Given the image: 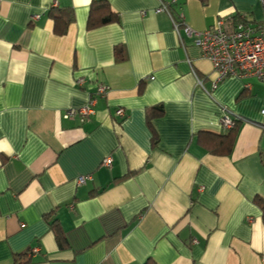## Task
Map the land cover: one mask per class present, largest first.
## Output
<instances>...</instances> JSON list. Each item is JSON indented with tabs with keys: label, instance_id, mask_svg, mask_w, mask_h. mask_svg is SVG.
Here are the masks:
<instances>
[{
	"label": "crops",
	"instance_id": "1",
	"mask_svg": "<svg viewBox=\"0 0 264 264\" xmlns=\"http://www.w3.org/2000/svg\"><path fill=\"white\" fill-rule=\"evenodd\" d=\"M92 1L0 0V264H264V82L213 85L184 33L258 1Z\"/></svg>",
	"mask_w": 264,
	"mask_h": 264
},
{
	"label": "built area",
	"instance_id": "2",
	"mask_svg": "<svg viewBox=\"0 0 264 264\" xmlns=\"http://www.w3.org/2000/svg\"><path fill=\"white\" fill-rule=\"evenodd\" d=\"M261 8V18L251 22L245 20L244 14H235L220 18L213 27L196 31L185 26L184 33L194 37V44L200 49L202 55L212 64L216 76L213 85L229 76L238 78L254 77L264 82V0H257ZM168 12L167 4L162 3L156 12ZM174 29L179 37V24L172 20ZM108 86L99 85L96 94L104 95ZM94 98L81 108H71L64 113V118H71L77 114L88 116L94 112ZM117 116L124 117L123 108L116 109ZM259 126L264 129V108L260 110ZM237 119V118H236ZM234 119L229 116L221 118V126L230 130L234 126ZM112 160L105 158L104 164L109 166ZM88 177H79L78 184H84ZM38 248L30 251L34 253Z\"/></svg>",
	"mask_w": 264,
	"mask_h": 264
},
{
	"label": "trees",
	"instance_id": "3",
	"mask_svg": "<svg viewBox=\"0 0 264 264\" xmlns=\"http://www.w3.org/2000/svg\"><path fill=\"white\" fill-rule=\"evenodd\" d=\"M200 1L204 3L206 0H200ZM244 16H245L244 18L246 21H249V22L253 21L250 19V17H251L250 14H246ZM55 18L57 20V16H55ZM71 20H72V17H70V19L68 21H66L65 25H67L68 22ZM116 20H117V16L115 13H113L111 11L110 6L106 2V0H93L91 2L90 8H89V17H88V21H87V25L89 28H93V27H96L99 25H104V24L111 23V22H116ZM116 55H117L116 56L117 59L123 58V54H122L121 50L118 53H116ZM157 109L159 110V112L162 111L160 107ZM154 110H155V107H152L149 110L150 111V113H148L149 118L155 115ZM255 200L262 210V220H264V199L257 197ZM51 227L54 229L58 243L62 246L65 245L66 242H65L64 235H63L61 229H59L57 222L53 220L51 223ZM24 262H26V261L20 260L17 262V264H24ZM144 264H156V263L153 260L149 259Z\"/></svg>",
	"mask_w": 264,
	"mask_h": 264
}]
</instances>
